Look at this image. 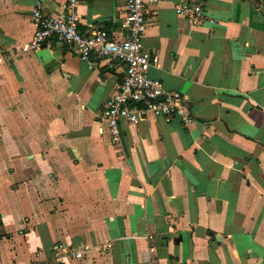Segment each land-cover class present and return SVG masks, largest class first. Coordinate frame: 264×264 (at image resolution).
I'll list each match as a JSON object with an SVG mask.
<instances>
[{"label":"crops","instance_id":"crops-1","mask_svg":"<svg viewBox=\"0 0 264 264\" xmlns=\"http://www.w3.org/2000/svg\"><path fill=\"white\" fill-rule=\"evenodd\" d=\"M195 2L190 25L174 8ZM36 6L65 0H0V264H264V0L151 5L148 73L195 120L121 121L116 142L99 111L124 65L53 39L27 49ZM124 9L76 4L82 28L113 34Z\"/></svg>","mask_w":264,"mask_h":264},{"label":"built area","instance_id":"built-area-1","mask_svg":"<svg viewBox=\"0 0 264 264\" xmlns=\"http://www.w3.org/2000/svg\"><path fill=\"white\" fill-rule=\"evenodd\" d=\"M161 0H125V9L117 32L110 33L105 27L87 22L82 28L76 13L78 0H65L64 11L45 13L40 6L31 10L34 31L28 43L35 50L50 40H56L77 49L81 59L97 55L124 65V74L116 85L115 92L102 104L99 115L101 123L113 142L120 139V123L135 126L149 116L169 121L178 118L186 127L194 122L190 108L179 91L165 89L161 80L149 75L151 66L158 63L156 51H148L143 45V36L148 25L150 6ZM190 25L205 21V13L199 2L178 4L174 8ZM0 45V60L2 55ZM54 254H72L78 258L82 251L70 249L62 242L53 247ZM153 252V248L150 247ZM27 264H41L37 260ZM156 264V262H152Z\"/></svg>","mask_w":264,"mask_h":264}]
</instances>
